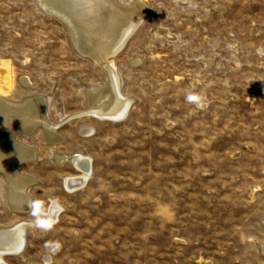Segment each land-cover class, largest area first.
<instances>
[{"label":"rangeland","instance_id":"obj_1","mask_svg":"<svg viewBox=\"0 0 264 264\" xmlns=\"http://www.w3.org/2000/svg\"><path fill=\"white\" fill-rule=\"evenodd\" d=\"M119 1L147 17L115 58L134 103L113 121L88 113L85 90L106 82L67 25L37 0H0V78L15 83L0 96H46L62 140L17 137L38 153L19 169L32 213L14 211L0 173V227L33 225L6 262L264 264V0ZM55 152L91 158L83 188L67 190L80 174Z\"/></svg>","mask_w":264,"mask_h":264},{"label":"bare ground","instance_id":"obj_2","mask_svg":"<svg viewBox=\"0 0 264 264\" xmlns=\"http://www.w3.org/2000/svg\"><path fill=\"white\" fill-rule=\"evenodd\" d=\"M37 4L67 25L76 48L84 56L92 58L104 76L106 85L96 90H85L90 104L88 113L102 120L126 118L134 100L122 93L115 58L145 22L146 8L139 4L127 7L119 0H37ZM22 82L27 84L26 80ZM30 96L18 102L0 96V173L8 178L6 198L14 211L26 215L33 210V200L28 191L35 180L19 169L27 162H34L38 153L19 142L17 137L21 133L31 135L41 130L53 144L62 141L59 125L50 121L46 96ZM82 130L88 133L91 128ZM52 159L59 168L72 166L79 172L80 175L65 180L70 193L80 190L90 180L91 158L55 152ZM60 210L53 203L49 213L56 218ZM32 227L28 222L0 227V264H8L6 257L24 255Z\"/></svg>","mask_w":264,"mask_h":264},{"label":"clouds","instance_id":"obj_3","mask_svg":"<svg viewBox=\"0 0 264 264\" xmlns=\"http://www.w3.org/2000/svg\"><path fill=\"white\" fill-rule=\"evenodd\" d=\"M0 64H2V62H0ZM14 87H15V83L11 75L6 76L4 78H0V95H3L5 90H11ZM34 208H35V211L39 213L41 209V202L40 201L34 202ZM37 226H39V220H37Z\"/></svg>","mask_w":264,"mask_h":264},{"label":"water","instance_id":"obj_4","mask_svg":"<svg viewBox=\"0 0 264 264\" xmlns=\"http://www.w3.org/2000/svg\"><path fill=\"white\" fill-rule=\"evenodd\" d=\"M74 119H76V117H74Z\"/></svg>","mask_w":264,"mask_h":264}]
</instances>
